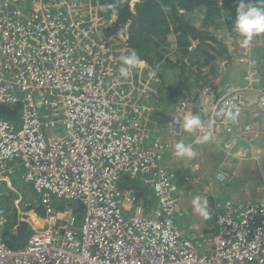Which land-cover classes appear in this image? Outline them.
<instances>
[{
	"label": "built area",
	"instance_id": "1",
	"mask_svg": "<svg viewBox=\"0 0 264 264\" xmlns=\"http://www.w3.org/2000/svg\"><path fill=\"white\" fill-rule=\"evenodd\" d=\"M116 20L103 15L101 0H0V105L20 116H0V182L20 174L44 211L38 226L27 220L32 233L14 249L0 207V264H264L263 201L219 202L208 233L181 228L176 180L198 183L191 173L202 163L174 155L177 142L194 148L210 133L228 159L264 156V58L255 49L264 34L245 45L222 25L243 85L223 79L231 59L222 60L216 78L166 110L159 65L120 76L119 57L134 48ZM186 114L205 129L186 133ZM162 125L169 139L157 136ZM167 153L189 160L186 170L168 166ZM216 176L221 185L233 180ZM127 178L149 188L155 205L123 188Z\"/></svg>",
	"mask_w": 264,
	"mask_h": 264
},
{
	"label": "trees",
	"instance_id": "2",
	"mask_svg": "<svg viewBox=\"0 0 264 264\" xmlns=\"http://www.w3.org/2000/svg\"><path fill=\"white\" fill-rule=\"evenodd\" d=\"M234 3L235 0L223 3L219 0H141L132 8L131 0H101L103 15H116L115 25L125 30L140 59L150 66L159 65L166 110L200 83L216 78L219 62L231 59L228 48L211 30L222 29L224 24L232 27L237 12ZM244 3L264 6V0H244ZM195 17L199 18L200 27L194 22ZM18 110L0 105V116L19 122ZM160 116L156 114L154 118ZM121 186L134 189L143 197L147 208L155 205L152 192L139 179L127 178ZM42 215L43 209L38 208V216ZM31 233L30 222L16 213L8 218L4 239L11 248L17 249L24 246Z\"/></svg>",
	"mask_w": 264,
	"mask_h": 264
},
{
	"label": "rangeland",
	"instance_id": "3",
	"mask_svg": "<svg viewBox=\"0 0 264 264\" xmlns=\"http://www.w3.org/2000/svg\"><path fill=\"white\" fill-rule=\"evenodd\" d=\"M194 22L197 26H201L198 17H195ZM211 31L221 42L224 43L226 41V43L232 44L233 41L227 40L225 31L228 30L224 27H222V29H212ZM252 40L256 42L260 41L258 36ZM255 49H257L258 54L262 55V58H264V42H262L261 46L255 44ZM235 53V51H232L231 60L228 62L224 73H222V77L225 81H232L238 84L241 79V73L239 67L236 66V59L233 56ZM261 72L264 75V61L262 63ZM199 87L200 84L194 91ZM170 112L171 111L165 110L163 117L166 118ZM159 136L165 140L169 138L164 125H162ZM203 144L201 148L197 149V155H195V160H200L202 163L201 169L191 173V175L200 178L198 183L185 185V176H181L176 180L177 185L180 187L179 196L181 198V204L185 209L184 215L180 217L179 220L182 222L180 223L181 228L187 233H192L193 227L197 229L196 233L199 234L210 232L215 225L216 215L219 210L218 203L223 200L231 199L240 202H264V156L258 162L234 161L228 159V156L221 150L220 141L210 139ZM188 163L189 160L187 159L180 160L179 162L173 160L169 163V166H176L179 171L183 172L186 170V167H188ZM219 170L227 175L233 176V180L230 184H220L221 182L217 180L216 176ZM235 172H237L236 176L234 175ZM12 180L15 182L13 177L8 176L5 179L6 188L10 192V196L1 194L0 205L9 212V217L18 213L23 220H29L33 225L34 220L35 222L39 221L37 216L40 206L37 203L36 195L30 184L25 183L22 178L19 182L16 181L20 189L17 188V191H13L12 186L15 185V183H13ZM11 183L13 185L9 187L8 185ZM197 195L202 199H207L209 217H203L194 212L191 202ZM73 203L76 204V202ZM35 214H37V216Z\"/></svg>",
	"mask_w": 264,
	"mask_h": 264
},
{
	"label": "clouds",
	"instance_id": "4",
	"mask_svg": "<svg viewBox=\"0 0 264 264\" xmlns=\"http://www.w3.org/2000/svg\"><path fill=\"white\" fill-rule=\"evenodd\" d=\"M108 7L112 6L108 5ZM232 26L233 30L243 38V43L245 45L249 44L254 36L264 34V6H257L254 3L245 4L243 0H241ZM119 61V74L125 78H127L134 69H137L144 63L135 50H131L127 54L120 56ZM205 127V122L202 121L198 115L186 114L183 117L182 128L186 133L203 131ZM208 139H210V133L205 134L196 142L200 143ZM194 148L191 144H187L181 140L174 146V155L178 158H193L197 155ZM191 203L195 213L203 217H209L207 199H202L197 195L192 199Z\"/></svg>",
	"mask_w": 264,
	"mask_h": 264
},
{
	"label": "crops",
	"instance_id": "5",
	"mask_svg": "<svg viewBox=\"0 0 264 264\" xmlns=\"http://www.w3.org/2000/svg\"><path fill=\"white\" fill-rule=\"evenodd\" d=\"M236 66H238L241 70H242V68L236 63ZM238 85H243V83H242V79H240L239 80V84ZM156 119V118H155ZM161 118L159 117L158 119H156V120H160ZM157 136H159V135H157ZM160 137V136H159ZM162 138V137H161ZM169 139V138H168ZM204 144H200V145H197V146H195V148H194V150H195V152H197L198 150V148H201L202 146H203ZM173 161V159H172V153H167V155H166V157H165V163L169 166V163L170 162H172ZM172 168V167H171ZM236 173L237 172H235V176H236ZM21 175L20 174H17L16 176H14L15 178V182L12 180V182L13 183H15V185H13L12 183L10 184V185H8L9 187H11L12 185V190L13 191H17L18 189H20L18 186H17V182H19V180L21 179V177H20ZM17 181V182H16ZM18 188V189H17ZM22 192V191H21ZM1 194H7V195H9L10 196V192L8 191V189L6 188V184H5V181L3 182V183H1L0 184V195ZM2 203V202H1ZM4 204V203H3ZM0 207H1V205H0ZM37 218L39 219V221H36L35 222V220L33 221V223H34V225L35 226H38L39 224H41V219H40V217H38L37 216Z\"/></svg>",
	"mask_w": 264,
	"mask_h": 264
},
{
	"label": "flooded vegetation",
	"instance_id": "6",
	"mask_svg": "<svg viewBox=\"0 0 264 264\" xmlns=\"http://www.w3.org/2000/svg\"><path fill=\"white\" fill-rule=\"evenodd\" d=\"M5 179H6V178H5ZM4 181H5V180H2V181L0 182V184L3 183Z\"/></svg>",
	"mask_w": 264,
	"mask_h": 264
}]
</instances>
